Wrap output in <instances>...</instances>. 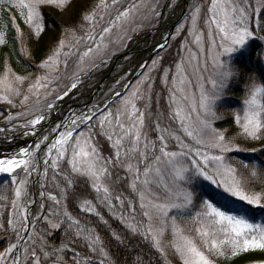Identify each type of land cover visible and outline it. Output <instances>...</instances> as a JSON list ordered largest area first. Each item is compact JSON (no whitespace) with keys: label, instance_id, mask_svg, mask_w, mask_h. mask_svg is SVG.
I'll return each instance as SVG.
<instances>
[{"label":"snow or ice","instance_id":"1","mask_svg":"<svg viewBox=\"0 0 264 264\" xmlns=\"http://www.w3.org/2000/svg\"><path fill=\"white\" fill-rule=\"evenodd\" d=\"M6 2L21 10L25 22L34 29L35 35L39 36L45 28L40 12L41 6L53 5L63 9L70 0H0V5ZM119 2L120 0H112V6ZM256 3V11L259 12L264 8V0H256ZM97 7L103 8L106 12L109 7L107 0H100ZM144 9L148 10L149 15H156L155 7H152L148 0H140L139 3L134 2L119 11L108 26L102 27L98 37L92 31L86 34L84 39L91 41L92 45L79 55L77 70L72 74V83L62 93L57 91L58 85L55 87L53 85L60 79L58 73L61 56L65 57L64 67L67 69V57L71 52H64L69 44L65 40H60L58 47L39 65L46 74L38 76L29 84L27 94H24L20 101L21 107H25L26 110L20 112L18 116L9 115L8 123L31 116L32 119H27L26 123L16 127L32 130L25 131L23 133L25 136L36 135V127L48 119L47 114L55 109L56 102L63 100L69 92L78 87L81 82L79 74L86 71L85 65L98 66L95 65L97 58H100L101 63H106L102 54L107 52L109 44L117 40L123 41L127 36L125 25L133 23ZM200 11V6H196L191 17L192 30L189 34L194 36L200 53L203 54V34L196 31ZM208 13L210 18L205 23L209 29L214 25L218 36L217 42L211 30L208 33L210 47L207 58L211 59L214 68L219 69L218 78H210L208 81L211 84V92L206 91L202 82L203 77L199 75L197 76L199 99H196L195 94L185 92L182 86L190 81L184 75L183 59L176 65V75L172 80V84L181 94L179 99L175 96L171 98L172 104L175 105L174 116L180 123L181 131L193 142L192 144L185 143L175 132L161 128L159 124L156 126L160 133L158 154L156 142L147 141L146 137L142 140L141 130L144 127L145 113L137 108L136 101L144 98L143 86L149 80V74L144 73L128 95L122 96L119 91L115 93L116 97L121 99L114 111L110 103L105 102L103 107L94 105L79 114L72 113L51 128L49 135L42 136L34 146H25L14 153L0 156V174L11 177L10 183L14 186L15 195L11 201L13 211L7 220V227L16 233V239L20 241L23 239L21 232H28L31 225V233L23 248V264L29 262L42 264V261L47 264H119L110 256L97 228L82 223L69 211L65 201L69 199V190L74 187V176L86 178L82 183L90 185L96 193L97 203H93L91 199L76 197L79 200L77 205L79 211L95 216L100 224L110 229L108 221L98 211V205L107 207L133 236L139 235L150 241L151 247L165 259V264H169L167 259L169 251L179 257L181 264H213L211 255L225 256L230 252L232 256H236L249 250H264V225L251 223L245 216L232 214L231 210H224L209 199L197 202L195 193L190 188L194 177H202L203 180L222 187L231 197L245 201L248 205L264 208V191L259 193L252 191L248 186L249 181L238 178L237 168L226 157L227 153L240 150L234 143L235 138L228 139L223 132L213 127V121L220 118L213 109V103L223 94L227 83V66L222 63L221 58L244 47L247 41L254 37V30L249 27V0H211ZM96 16L95 10L84 16V21L93 29L97 23ZM144 18L147 19L148 16ZM103 19L104 16L100 15V20ZM113 29L120 35L109 41L106 38L111 37ZM181 29L182 26L178 27L177 31ZM70 34L72 39L79 43L80 38H77L75 31ZM4 42V35L0 33V45ZM159 47L164 48L165 45ZM190 56L192 61L198 59L195 53H190ZM156 63L153 61V67ZM151 70L149 69V72ZM167 78L168 73L165 71V81ZM25 79L19 75L9 79L8 72L0 77V102L15 107L13 98L21 96L20 85L24 84ZM127 87L129 85H125V88ZM148 91H151V84H148ZM53 96L54 98L50 100L49 98ZM33 97L34 101L29 105L28 102ZM184 101H187V105ZM262 114L264 84L255 87L247 106L243 109V115H236V123L242 130L238 135L252 140L264 137ZM125 118L127 125L124 122ZM94 119L100 128V134L106 137L114 150L110 157L102 156L94 143V125L90 123ZM81 126L83 130H80ZM3 132L5 129L0 128V133ZM52 133L56 135L49 140ZM169 140L176 142L175 147L178 150H169ZM125 141L128 143L127 147ZM42 144L45 145V149L42 153L43 171L39 181L40 188L45 187L42 181L47 180L51 169V179L59 192V198L57 195L47 193V198L55 207L50 208L47 215L34 214L30 221L28 207L21 203V198L27 194L29 177L40 172L37 153L41 151ZM61 162H65L68 168L62 171ZM140 164H143V169L140 168ZM120 168L131 177L128 187L139 199V213L131 200L127 203L125 213L123 194L113 195L107 183L113 179V170ZM17 170L23 173V178H19L20 172ZM250 172L253 178L264 176V171L258 172L255 167L250 169ZM126 179L128 177L117 173L115 182L119 183ZM39 195L44 197L46 193L41 191ZM6 199L5 196H0V200ZM113 200L119 204L118 215L114 211L117 205ZM43 208L44 205L41 204L40 210ZM50 217H56L57 221L53 222ZM41 219L48 223L51 229L59 231L63 227L67 241H61L59 246L52 245L46 239L44 229L39 232L36 230V221ZM4 227L0 224V229ZM111 236L115 241L124 243L125 238L117 232L111 231ZM80 241L83 242L85 252L69 246ZM17 247V243L10 244L0 253V264H7L6 257L9 256L12 258V264H21V257L13 255ZM67 253H71L70 261L66 259ZM135 264H144L143 258H138Z\"/></svg>","mask_w":264,"mask_h":264},{"label":"rangeland","instance_id":"2","mask_svg":"<svg viewBox=\"0 0 264 264\" xmlns=\"http://www.w3.org/2000/svg\"><path fill=\"white\" fill-rule=\"evenodd\" d=\"M108 2V9L105 12L103 8H98L96 10L97 16L96 20L97 23L95 25V28L92 30V27L89 31L92 30L97 37L98 34L100 33L102 27H106L109 25V22L111 19H114V17L117 15V13L127 6L131 5L132 3H139L140 0H120L119 3H117L115 6H112V0L107 1ZM150 5L152 7H155L156 9V15L152 16L149 15L148 10L144 9L133 23H130L128 25H125V29L127 30V36L123 41L117 40L115 43H110L109 48L107 52L102 54L103 60L106 61V63H101L100 58H97L95 61V65L98 66H89L88 64L85 65L86 71L81 72L79 74V77H84V78H89L91 76V80L87 83L85 87H93L98 80V76L100 75L101 72L104 70L108 69L109 63L112 60V58L124 51L128 45V43L138 34L144 33V31L149 30V29H154L158 26L160 23L162 16L167 12V10H173L177 6V0H148ZM211 4V0H191L185 9V12L182 16V18L174 25L171 34L169 35L168 39L165 41V47L160 48L156 52L152 54V56L145 62L143 67H141L134 75L132 78L131 73L126 72V68L130 67L134 60L138 57V54L133 50L128 56H126L123 61L124 63L120 65L119 67H116L112 71V76L115 78L111 82V84L108 86L106 89L105 93L101 98L91 104L90 107L94 105H99L100 107H103L105 102L110 103V107L113 109V111L119 106V100L121 97H116L115 93L117 91L121 92L122 96L128 95L131 91L132 88L137 84V82L142 78L144 73L149 74V80L147 83L144 84V98L141 100L136 101L137 108L140 109L145 113V122H144V127L142 128V140L144 137L147 138V141H154L156 142L157 145V154H158V148H159V140L158 136L160 133L156 130L157 124L161 128L169 129L173 132H175L176 135H179L185 143L192 144L193 142L184 135L183 131H181V126L178 120L175 119L174 116V108L175 105L172 104L171 98L172 96H175L177 99L180 98V92L177 91L176 86L172 84L173 77L176 75V65L181 63V60L183 59L184 61V75L186 76L187 80L190 81V83L184 84L182 87L184 88L185 92L188 94H195L196 99H199V89L197 87V76H202L203 77V83L205 85V89L208 92H211V84L208 83L210 78H213V72L215 71V68L213 67L211 59L207 58L208 55V49L210 47V41H209V31L211 30L213 37L217 38L218 42V36L216 33L215 26L212 25L211 29H209L208 25L205 23L206 20L210 18V14L208 13V8ZM6 5H9V3H4L3 5H0V12L5 15L7 12ZM10 6V5H9ZM196 6H200L201 11L199 14V18L197 20V25H196V31L197 33H202L203 34V46H204V53L201 54L200 50L194 40V36L190 35V31L192 30V23H191V17L192 13L195 10ZM16 13L19 15L23 21L25 22V17L21 14V10L10 6ZM51 8L53 11L52 13L56 15V22L59 23L62 27L67 23V19L69 18V13L68 11L65 10L67 5L63 9H59L56 6L53 5H43L40 8V12L42 8ZM257 8V3L256 0H249V27L254 30V37L250 38L246 45L233 53L226 55L221 58L222 63H228L230 66H234L236 62L240 59L242 54L248 53L252 49H260L264 53V8H261L259 12L256 11ZM26 13V10H24ZM100 15L104 16L103 20H100ZM148 16L147 19L144 17ZM26 23V22H25ZM27 24V23H26ZM28 25V24H27ZM29 26V25H28ZM182 26V29L178 32L177 29L178 27ZM31 30L34 32V29L29 26ZM135 29V30H133ZM85 33L83 36H80L79 38V43H76L71 37H68L67 39H64L66 43L69 44L68 47L64 49L65 53L71 52V55L67 57V69L64 67V59L65 57L62 55L61 56V65L59 69V77L60 79L53 85L54 87L58 85L57 91L62 93L67 86H70L72 83L73 76L72 74L76 72L77 70V64L79 60V55L87 49L88 46L92 45L91 41H88L84 39L86 37ZM120 33L117 32L116 29H113V32L111 34V37L106 38L109 41L115 40ZM70 40L69 42H67ZM142 43V42H141ZM139 44L141 47L144 46V44ZM260 44L258 48H256L257 44ZM50 42L48 43V45ZM56 49L54 47L51 51L52 52ZM190 53H195L197 55V60L192 61ZM153 61H156L155 67H153ZM42 63V62H40ZM40 63H38L40 65ZM38 65V68L40 69V74L45 75L46 72L45 70L41 69ZM198 65V68H197ZM149 69H152L149 72ZM167 71L168 73V78L167 81L164 79V73ZM8 72L9 79H14V74L11 71H4L3 75ZM2 75V76H3ZM0 76V77H2ZM133 79V80H131ZM234 79L231 78V80L228 82L227 86L229 87L231 84H229L232 80ZM25 83H32L31 81H27ZM255 83V84H261L259 80L254 76L252 78V81L250 83V86ZM148 84H151V91H148ZM125 85H129L125 89ZM236 86L233 85L232 89H234ZM21 88V86H20ZM27 88H21V96L19 97H14L13 98V103L16 105L13 107L10 104H7L5 102H0V124L1 123H7V117L9 115L12 116H18V114L22 111H25V107H21L20 101L23 99V95L27 94ZM226 89V88H225ZM225 89L223 91V94L218 98L214 100L213 103V109L216 111V108L218 104L222 103L224 101V98L226 96L225 94ZM127 90V91H126ZM126 91V92H125ZM43 95V92L41 93ZM55 96V94H54ZM53 97H50L49 99H53ZM246 98V95H245ZM244 98V99H245ZM34 101V97L30 98L29 100V105H32ZM57 101L56 105L61 102ZM112 101H115V103H112ZM184 104L187 105V101H184ZM243 109L244 105L242 104L237 110V114L243 115ZM235 112V111H234ZM236 114V115H237ZM193 119H195V114H192ZM33 117H27V118H19L16 120L11 121L12 123H15L17 125H21L26 123L27 119H32ZM236 119V116H235ZM263 119V116H262ZM218 119L213 121V127L215 128V122ZM125 124L127 125V120L125 118L124 120ZM94 125V143L100 150V153L104 157H110L113 155V149L111 147V143L106 139L105 136L100 134V128L94 119L92 122H90ZM236 136H234L235 140L234 143L239 147V151H233L231 153H227L226 157L228 161L232 160L233 158H236L238 154L241 155H251L253 153L259 152L260 150L264 149V137H261L260 139L257 140H252L251 138H245L242 135H238L242 130L239 127V125L236 123ZM83 130V126H81V129ZM118 131V130H117ZM219 131V130H217ZM222 132V131H220ZM239 137L242 138V140H239ZM37 142V139L35 143ZM34 143V144H35ZM33 144V146H34ZM169 145V150L174 151L178 150L175 145L176 142L174 140H169L168 141ZM25 146H30L29 144H24L22 147ZM125 146H128L127 141H125ZM195 147V145H193ZM21 147V148H22ZM140 147H143V143H141ZM12 149V148H11ZM141 169H143V164L139 165ZM68 168V165L65 162H61V170L63 171L64 169ZM20 172V170H17ZM43 171V167L40 170V173H34L31 177H29V184L27 185V194L22 196L21 198V203H23L25 206L28 207V201L30 198V185L31 181L37 177L40 178L41 181V174ZM117 173L120 176L123 177H128L126 180H122L119 183H116V175ZM52 172L51 169H49V174L47 180L42 181L45 184V187L43 189L40 188V192L44 191L46 193L47 189L52 190L54 185L52 182ZM23 178V173L20 172V177ZM82 177L74 176L73 179L75 182ZM86 179V178H84ZM131 177L129 176L128 173L124 171L123 168L120 169H114L113 170V179L112 181H108L107 183L110 186V189L113 192V195L117 194H123L122 198L125 200V213H127V203L129 200H131L137 208V212L139 213V199L134 194L130 187H128V184L130 183ZM11 177L7 176L6 174L3 175L2 181H0V196H5L7 199L6 200H0V219L3 218V221H6V226H7V220L9 219L13 209L11 206V201L15 198L14 195V186L10 183ZM192 185H197L199 187H202V189L206 190H212L214 193H217L220 196L223 197H229L233 198L235 200V197H231L228 193H225L223 191L222 187L217 186L216 184H212L210 181H205L203 180L202 177H194L193 181L191 183ZM90 186V185H89ZM91 188V187H90ZM93 191V190H92ZM56 193L58 194L59 198V192L56 190ZM94 195L96 196V193L93 191ZM102 195V193H101ZM201 199H205L204 196H201ZM211 201V200H210ZM239 201V200H238ZM246 203L245 201H243ZM93 203H97L96 199ZM113 203L117 205V208L114 210L116 211L117 215L120 212L119 204L117 201L113 200ZM43 204L44 208L41 211L40 210V205ZM52 207H55L53 202L47 198V193L44 197H41L39 195L38 199V206H37V211L36 214H42V215H47L48 210ZM255 207V206H254ZM225 210V209H224ZM98 211L101 212V214L104 216L106 214L109 216L111 219L116 220L120 222V220L112 215V212L105 206L103 205H98ZM84 213V212H82ZM85 215H89L87 213H84ZM234 214V213H232ZM245 216L251 223L258 224V225H264L262 221L257 222L253 218H250L247 215L244 214H238ZM78 216V215H77ZM95 219H97L95 216H92ZM139 218V217H138ZM50 219L53 222L57 221L56 217H50ZM105 219V218H104ZM98 221V219H97ZM99 222V221H98ZM85 224H88V222H85ZM41 229H44V235L50 234L51 232L55 231L54 229H51L49 224L46 223L43 219L36 221V230L39 232ZM31 233V229L29 232V235ZM22 235V232H21ZM58 240L61 239V233H58ZM64 235V234H63ZM139 236V235H138ZM64 237H66L64 235ZM141 237V236H140ZM67 238V237H66ZM1 239V237H0ZM28 238H26L23 243L21 244V249H22V254H21V264H23V248L25 247V241ZM68 239V238H67ZM19 241L16 240L15 243L18 244ZM150 242V241H149ZM30 243V242H29ZM61 243V242H60ZM59 243V244H60ZM59 244H52L54 246H59ZM10 246V245H9ZM70 247L76 248L78 251L85 252L83 248L78 246V243L76 244H70ZM8 247L5 249H2L0 253L4 252ZM16 251V250H15ZM31 251V249H29ZM249 251H259V250H249ZM248 251V252H249ZM39 254V252H38ZM68 256H66L67 260H71V253H67ZM15 255V252L13 253ZM7 264H12V258L6 257ZM30 264V262H29ZM42 264H47V262L42 261Z\"/></svg>","mask_w":264,"mask_h":264},{"label":"trees","instance_id":"3","mask_svg":"<svg viewBox=\"0 0 264 264\" xmlns=\"http://www.w3.org/2000/svg\"><path fill=\"white\" fill-rule=\"evenodd\" d=\"M99 4L100 0H70L65 8L69 13V18L63 27L56 22V15L52 13L51 8H42L41 16L45 28L39 36H36L23 19L9 5H6L7 12L5 15L0 12V33H3L5 41L0 45V76L3 75L4 71L10 69L14 74L25 77V82H34L40 74L38 63L43 62L51 55L49 53H51L54 47H58L60 40L67 39L68 37H71L70 40H72L70 34L72 31H75L77 38L89 32L91 26L84 21V16L94 10L96 11ZM49 42L50 44L48 45ZM256 44V48H258L260 44ZM239 58L235 64V67L239 69V76L234 77L229 83L231 84L229 87L226 86L224 101L218 104L216 108L217 116L220 118L215 122V128L222 131L228 139L236 136L235 116L238 112L237 109L242 105L252 78L255 76L261 84H264V53L260 49H252L248 53L242 54ZM25 82L23 85H20L21 88L29 86V83ZM233 85L236 86L234 89H232ZM262 116L264 119V114ZM240 140H242L241 137H239L238 141ZM229 162L237 168L238 178L249 181L248 186L252 191L258 193L264 191V176L253 178L250 172V169L253 167L258 172L264 171V149L251 155L238 154L236 158H233ZM245 165L248 167H245ZM83 180L84 178H79L75 182L73 189L69 190V199L65 203L69 211L80 219L82 223L88 222L86 225L97 228L114 261H118L119 264H135L138 258H143L144 264H165V259L151 247L149 241L144 240L138 235L133 236L120 222L104 214L105 220L110 225L109 229L100 224L94 217L85 215L79 211L77 196L81 199H91L93 202L96 197L90 186L82 183ZM190 188L194 191L197 202H199L201 196H204L205 199L211 200L223 209L231 210V213L244 214L257 222L262 221L264 224V208H257L229 197H219L214 191L202 189V187L197 185L191 184ZM56 190L53 187L52 190L47 189L46 193L58 196ZM73 193L76 195H73ZM0 224L5 226L0 229L1 251L9 247L10 244L15 243L17 239L16 233L6 226V221H3V218L0 219ZM111 231H115L123 236L125 238L124 243L121 244L115 241L111 236ZM58 233H61L60 240L57 239ZM63 234L64 230L61 227L59 231L55 230L46 235V239L51 244L56 245L61 241H67V238ZM77 243L78 246L86 251L82 241ZM167 259L169 264H181L179 257L173 255L171 251H169ZM210 259L213 260V264H264V250L241 252L236 256H232L228 252L225 256L211 255Z\"/></svg>","mask_w":264,"mask_h":264},{"label":"bare ground","instance_id":"4","mask_svg":"<svg viewBox=\"0 0 264 264\" xmlns=\"http://www.w3.org/2000/svg\"><path fill=\"white\" fill-rule=\"evenodd\" d=\"M189 3L191 0H177V6L173 10H167V12L162 16V19L158 26L151 31H146L144 33H140L135 36L127 45L128 50H134L138 57L134 60L132 65L126 68V72L131 73V77L144 65L145 61L149 57L152 52L160 49V45L165 44V35L169 29L170 24L173 22L175 17L177 16L183 2ZM143 43L144 46L141 47L139 44ZM141 43V44H142ZM124 63L123 60L120 61H113L110 63V67L116 68L119 67ZM97 83L93 87H85L87 83L91 80V76L89 78L80 77V83L75 90L69 92V95L66 96L61 102H59L55 109L48 113V119L42 122L41 125H38L35 129L37 142L41 139L44 135H49V130L53 128L57 123H60L65 120L66 117L70 116L72 113L79 114L82 111H87L91 104L97 102L101 96L105 93L108 86L111 84L113 79L115 78L112 76V72L109 69L104 70L98 76ZM0 128H4L5 132L0 133V146L8 147V143H4V141H10L13 137L21 138L25 135L23 133L24 130H14L17 133L11 134L8 129L11 128L10 125H0ZM28 131V129L26 130ZM8 132V133H7ZM56 134L52 133L49 136V140L53 139ZM28 136H32L29 134ZM23 142V141H22ZM45 149V145H41V151L37 153V160L40 164V170L43 167V156L42 153ZM40 173V172H38ZM40 178L37 177L31 181L30 185V198L28 201V210H29V220L31 221L32 216L36 214L37 206H38V199L40 193ZM34 202V203H33ZM31 229V225L29 226V230ZM28 230V231H29ZM23 239L20 240V246L18 251L15 255L21 257L22 249L21 244L23 241L28 238L29 234L27 232H22Z\"/></svg>","mask_w":264,"mask_h":264},{"label":"clouds","instance_id":"5","mask_svg":"<svg viewBox=\"0 0 264 264\" xmlns=\"http://www.w3.org/2000/svg\"><path fill=\"white\" fill-rule=\"evenodd\" d=\"M225 64L227 66V73H226V81H227L226 86H227V84L231 80V78L239 76V69L234 67V66H230V64H228V63H225ZM218 71H219V69L215 68V71L213 72V78H218V76H217ZM253 85H254V83L248 87V90L246 92V98L242 101L244 108L247 106L248 100L250 99L252 92L255 90V87L260 86V84H255V86H253ZM226 86H225V88H226Z\"/></svg>","mask_w":264,"mask_h":264},{"label":"water","instance_id":"6","mask_svg":"<svg viewBox=\"0 0 264 264\" xmlns=\"http://www.w3.org/2000/svg\"><path fill=\"white\" fill-rule=\"evenodd\" d=\"M187 2H183V5L181 6L180 10H179V13L177 14V16L175 17V19L173 20V22L170 24L169 26V30H168V33L166 34V38L169 36L170 32L172 31L173 29V26L175 25V23L183 16L184 12H185V9H186V6H187ZM151 33V31H149V34ZM131 52H133V50H125L122 54L120 55H117L113 60V61H120L122 60L124 57L128 56ZM111 62V63H112ZM114 68L113 67H109V70L112 71Z\"/></svg>","mask_w":264,"mask_h":264}]
</instances>
